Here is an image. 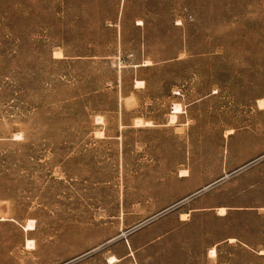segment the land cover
<instances>
[{"label":"rangeland","instance_id":"obj_1","mask_svg":"<svg viewBox=\"0 0 264 264\" xmlns=\"http://www.w3.org/2000/svg\"><path fill=\"white\" fill-rule=\"evenodd\" d=\"M261 99L264 0H0V264H264Z\"/></svg>","mask_w":264,"mask_h":264},{"label":"bare ground","instance_id":"obj_2","mask_svg":"<svg viewBox=\"0 0 264 264\" xmlns=\"http://www.w3.org/2000/svg\"><path fill=\"white\" fill-rule=\"evenodd\" d=\"M145 65H150L149 62H145ZM145 83L143 81H138L137 82V85L138 86H143ZM259 106L261 109H264V99H261L259 100ZM183 113V109L180 105H174L173 107V115L170 117V123H175L177 118H178V115L182 114ZM139 121V119H138ZM137 121V127H143V126H151V123L147 122V123H142L140 120L139 122ZM181 176L182 177H187L188 176V173L187 172H181ZM226 211L227 209L225 208H219L218 209V215L219 216H225L226 215ZM187 215H182V218L186 217ZM185 219V218H184ZM23 229L27 232L29 231H33L34 230V227H33V223L30 221L29 224L25 227H23ZM234 241V240H233ZM34 244L33 241H28L27 242V246L28 247H31L32 245ZM211 256H216V250L215 249H212L211 252H210ZM262 255H264V251L261 252ZM109 260V264H116L119 260L115 257H111L108 259Z\"/></svg>","mask_w":264,"mask_h":264},{"label":"water","instance_id":"obj_3","mask_svg":"<svg viewBox=\"0 0 264 264\" xmlns=\"http://www.w3.org/2000/svg\"><path fill=\"white\" fill-rule=\"evenodd\" d=\"M209 187H211V186H209ZM209 187H208V188H209ZM204 190H206V189H204ZM204 190H202V191H204ZM202 191H200V192H202ZM200 192H199V193H200ZM193 196H194V195H193ZM177 205H178V204H177ZM177 205H175V206H177ZM175 206H174V207H175ZM169 210H170V209H169ZM169 210H167V211H169ZM167 211H165V212H167ZM165 212H163V213H165ZM163 213H162V214H163ZM157 217H158V216H157ZM155 218H156V217H155ZM155 218H154V219H155ZM152 220H153V219H152Z\"/></svg>","mask_w":264,"mask_h":264},{"label":"crops","instance_id":"obj_4","mask_svg":"<svg viewBox=\"0 0 264 264\" xmlns=\"http://www.w3.org/2000/svg\"><path fill=\"white\" fill-rule=\"evenodd\" d=\"M212 249H215V250H216V248H215V247H213ZM212 249H211V250H212ZM210 252H211V251H210ZM216 255H217V250H216ZM212 257H216V256H212Z\"/></svg>","mask_w":264,"mask_h":264}]
</instances>
